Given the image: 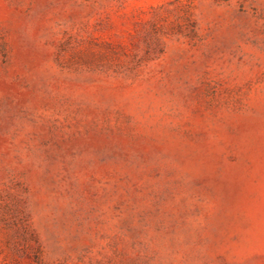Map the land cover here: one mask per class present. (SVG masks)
<instances>
[{
  "label": "rangeland",
  "instance_id": "374dc122",
  "mask_svg": "<svg viewBox=\"0 0 264 264\" xmlns=\"http://www.w3.org/2000/svg\"><path fill=\"white\" fill-rule=\"evenodd\" d=\"M0 264H264V0H0Z\"/></svg>",
  "mask_w": 264,
  "mask_h": 264
}]
</instances>
